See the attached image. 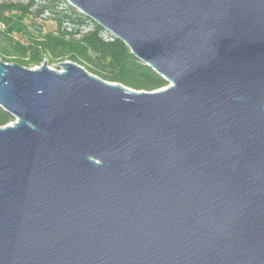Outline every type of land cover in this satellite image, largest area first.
I'll return each mask as SVG.
<instances>
[{"label":"water","instance_id":"obj_1","mask_svg":"<svg viewBox=\"0 0 264 264\" xmlns=\"http://www.w3.org/2000/svg\"><path fill=\"white\" fill-rule=\"evenodd\" d=\"M169 85L0 58V264H264V0H67Z\"/></svg>","mask_w":264,"mask_h":264},{"label":"trees","instance_id":"obj_2","mask_svg":"<svg viewBox=\"0 0 264 264\" xmlns=\"http://www.w3.org/2000/svg\"><path fill=\"white\" fill-rule=\"evenodd\" d=\"M42 16L56 28L45 31ZM27 17L30 18L27 21ZM19 35V37L17 36ZM67 0L0 1V58L26 67L72 60L99 77L136 90L155 91L169 82ZM15 117L0 106V126Z\"/></svg>","mask_w":264,"mask_h":264},{"label":"rangeland","instance_id":"obj_3","mask_svg":"<svg viewBox=\"0 0 264 264\" xmlns=\"http://www.w3.org/2000/svg\"><path fill=\"white\" fill-rule=\"evenodd\" d=\"M0 1H6V2H9V1H22V2H26V0H0ZM46 17L47 16H42V18H41L42 22L46 23L45 26H44V30L45 31H50V30L55 29L56 28L55 22H53L52 20H50V19H48ZM29 20H30V18L27 17V21H29ZM17 36L19 37V35H17ZM47 60H48L50 68L57 69V70H62L61 66L58 65L60 63V61L50 62V60L48 58H47ZM38 66H32V67H29V68H37Z\"/></svg>","mask_w":264,"mask_h":264},{"label":"built area","instance_id":"obj_4","mask_svg":"<svg viewBox=\"0 0 264 264\" xmlns=\"http://www.w3.org/2000/svg\"><path fill=\"white\" fill-rule=\"evenodd\" d=\"M108 32H109V31H108ZM111 34H112V33H111ZM114 37H115V36L112 34V38H110V40H113V39H114Z\"/></svg>","mask_w":264,"mask_h":264}]
</instances>
